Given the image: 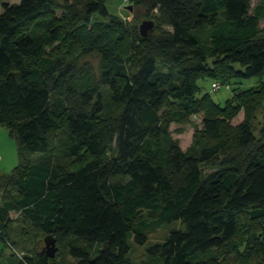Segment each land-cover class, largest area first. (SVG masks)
Instances as JSON below:
<instances>
[{
	"label": "trees",
	"instance_id": "obj_1",
	"mask_svg": "<svg viewBox=\"0 0 264 264\" xmlns=\"http://www.w3.org/2000/svg\"><path fill=\"white\" fill-rule=\"evenodd\" d=\"M107 1L0 2V127L20 156L0 173V241L12 249L17 212L78 264H133L130 241L179 221L142 264H229L251 229L264 264V82L226 106L200 86L264 73V0H123L154 20L146 37ZM197 115L184 151L171 127ZM57 257L2 252L0 264Z\"/></svg>",
	"mask_w": 264,
	"mask_h": 264
},
{
	"label": "rangeland",
	"instance_id": "obj_2",
	"mask_svg": "<svg viewBox=\"0 0 264 264\" xmlns=\"http://www.w3.org/2000/svg\"><path fill=\"white\" fill-rule=\"evenodd\" d=\"M21 0H0L1 3L6 2L10 4H18ZM123 0H108L106 2L109 12L114 16H122L121 19L124 18L129 19L130 27H140V25L145 20H151V18H147L145 16V10L143 8H136L132 5V10L130 11L126 8L128 5L120 6ZM256 0L254 3H257ZM131 5V4H130ZM122 7V8H120ZM58 16L61 15V12H56ZM97 20L103 21V19L96 17ZM262 28L264 29V22H262ZM202 38L203 40H207L208 33L203 32ZM94 63H98L97 58L91 57ZM236 69H241V67L236 64ZM213 82H222L221 80H215L205 78L200 82V86L202 87V94L209 93L211 98L221 106H226L228 101L233 99L234 90L238 87L247 88L259 86L264 82V73L261 75L254 76L252 78H240L235 77L231 79V87L228 88L226 85H222L221 89L214 91L212 89ZM244 119V112L242 111L236 118L230 121L231 126H236ZM202 115L193 116L190 122L184 124H173L171 127L173 137L179 142L181 148L186 151L192 145L194 134H195V125L201 124ZM264 124V115L263 111L258 110L257 115L253 121V128L255 134H259L261 126ZM39 154H32V158H37ZM0 173L9 174L20 162L18 142L16 138L10 136L9 129L7 127H0ZM202 168L205 173H209L212 171L208 166L202 165ZM1 204V201H0ZM11 218L13 221L11 225V230L9 232L10 241L12 243V249L10 247L4 246V243L0 241V254L4 253V261L7 257H9L12 253L15 254L20 259L24 255L33 256L35 252L40 251L46 248V237L43 236L39 231L33 230L28 224L22 221L21 215L17 212L11 213ZM183 226L181 222L176 221L170 225H166L163 228L155 230L151 232L148 236V242L141 246L134 241H130V254L129 258L132 260L133 264H142L147 260V248L154 245L163 243L169 237V234L173 230L182 229ZM259 233L256 232V229H251L247 233L240 234V236L234 238L233 242L236 244L241 239L247 240V248L245 254L241 257L239 255V251L234 246H230L228 249L230 253H228L227 257L229 259V264H244V260L247 259V264H257V249H260V246H257L259 243V238H257ZM257 238V239H256ZM58 248V247H57ZM58 257L55 260L54 264H78L77 260L73 259L67 251L57 249Z\"/></svg>",
	"mask_w": 264,
	"mask_h": 264
},
{
	"label": "water",
	"instance_id": "obj_3",
	"mask_svg": "<svg viewBox=\"0 0 264 264\" xmlns=\"http://www.w3.org/2000/svg\"><path fill=\"white\" fill-rule=\"evenodd\" d=\"M129 9L132 10V6H129ZM154 28V20H145L139 27L140 33L143 37H146ZM46 254L50 258H55L57 254L56 240L51 237H46Z\"/></svg>",
	"mask_w": 264,
	"mask_h": 264
},
{
	"label": "built area",
	"instance_id": "obj_4",
	"mask_svg": "<svg viewBox=\"0 0 264 264\" xmlns=\"http://www.w3.org/2000/svg\"><path fill=\"white\" fill-rule=\"evenodd\" d=\"M217 85V88L219 87V85L218 84H216ZM0 160H1V156H0Z\"/></svg>",
	"mask_w": 264,
	"mask_h": 264
}]
</instances>
